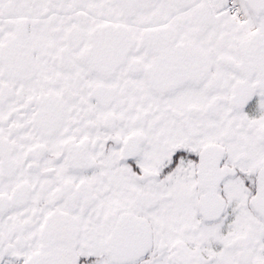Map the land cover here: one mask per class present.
Returning a JSON list of instances; mask_svg holds the SVG:
<instances>
[{
    "label": "snow or ice",
    "instance_id": "1",
    "mask_svg": "<svg viewBox=\"0 0 264 264\" xmlns=\"http://www.w3.org/2000/svg\"><path fill=\"white\" fill-rule=\"evenodd\" d=\"M0 264H264V0H0Z\"/></svg>",
    "mask_w": 264,
    "mask_h": 264
}]
</instances>
